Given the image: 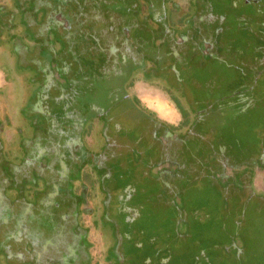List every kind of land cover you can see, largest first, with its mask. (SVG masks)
Listing matches in <instances>:
<instances>
[{"label":"rangeland","instance_id":"374dc122","mask_svg":"<svg viewBox=\"0 0 264 264\" xmlns=\"http://www.w3.org/2000/svg\"><path fill=\"white\" fill-rule=\"evenodd\" d=\"M43 1L0 0V87L21 99L0 113V209L22 204L80 264H264V0H190L170 37L206 67L159 59V83L101 49L125 12L143 24L177 0ZM127 92L170 128H144Z\"/></svg>","mask_w":264,"mask_h":264},{"label":"flooded vegetation","instance_id":"af4514ba","mask_svg":"<svg viewBox=\"0 0 264 264\" xmlns=\"http://www.w3.org/2000/svg\"><path fill=\"white\" fill-rule=\"evenodd\" d=\"M153 3L151 5L154 6L159 0H152ZM154 1L156 2L154 4ZM44 1L43 0H37V4L43 5ZM112 3V1H111ZM125 7H132V3L129 0L123 1ZM174 3H170L167 6H164L163 3H159L160 7V14L157 13L154 10V7L150 10V16L149 19L143 23H137L133 16L129 14V12H125L124 14L131 20L130 24H125L124 26L122 25L120 27V32H121V38L116 39L112 41L109 45H107V49H101L102 54L105 58V62L107 61V55H112L116 57V59H119V53H123L127 56L128 59H130V65L131 66H138V68H134L133 70L135 73L140 75L139 80H135L136 82L140 83H154V82H162V74L159 73L161 71V66L158 64L159 59H167L173 63L175 66H179L178 70L179 71H184L183 66L187 62L190 63V58L191 63L188 64V66L191 67H196V68H203L206 67L205 62H198L196 57H199V55H191L189 56V50L192 48L194 51V44L191 46H186L185 44H182L181 42L183 41L182 38H171L170 34V28H174L175 30H179L183 28V24L179 22L183 17L186 15H189L192 10H198L197 6L192 7L190 0H177ZM113 4V3H112ZM173 4V5H172ZM115 8L117 7L115 4H113ZM181 8V9H180ZM128 19V20H129ZM70 22L72 23L70 17H69ZM196 22V21H195ZM91 22L88 21L87 25ZM181 25V27H180ZM80 26V25H78ZM72 27H75L74 24H72ZM81 27V26H80ZM80 27H78V32L83 31ZM76 28V27H75ZM188 31L190 30L192 32L191 26L185 27ZM77 29V28H76ZM80 29V31H79ZM84 32V31H83ZM182 36V37H186ZM193 35L188 36V41L189 37L192 38ZM196 38V37H195ZM192 40V39H190ZM176 48H181L182 52L186 51L188 52V55L185 57L181 58V60H177L175 58V54L173 51L169 50L172 46ZM180 45V46H177ZM85 49L87 46L84 44ZM19 51L20 48H19ZM121 51V52H120ZM115 52H117V56H115ZM121 53V54H122ZM3 54V53H2ZM0 54V55H2ZM219 55V54H218ZM26 57H22V60H25ZM120 63H122L121 59L119 60ZM187 61V62H186ZM197 63V64H195ZM186 68V67H185ZM159 69V71H157ZM193 69V68H192ZM119 72V71H114ZM154 72H158V75L155 76ZM136 74V75H137ZM150 75V80H142V77ZM197 75V74H196ZM11 79V78H10ZM137 79V78H136ZM191 95L196 97V95L192 94L191 89L188 88ZM20 98H22V93L23 90H20ZM128 91V90H127ZM128 96L130 99V103L137 107L138 111L144 113V117L146 121H143L144 128H150L152 127H158L160 126L165 133L166 129L170 128L168 124L160 119L154 112H152L150 109L148 111H143L140 108H146V107H140L138 106V101H134V96H130L129 92ZM198 95H202L204 98H209L205 97L207 94L201 93ZM175 99V105H177V108L179 109L181 115H184L183 107L181 108V101L182 96L176 95ZM12 93L10 91V95H6L5 89L3 87H0V113L3 112V118L8 121L10 124L11 121H14V117L17 116L16 114V106L14 105H19L21 103V99L19 103L11 104L12 101ZM19 99V97H18ZM136 99V98H135ZM196 100V98L194 99ZM183 103V99H182ZM184 104V103H183ZM187 105V106H186ZM185 110H188L190 114L192 115V119L190 120L189 125L192 127L197 122V118L200 122H202L203 125V118L201 116L197 117L191 113V108H188V104H184ZM147 109V108H146ZM6 113V114H4ZM0 115V119L2 118ZM183 123H187L186 119H183ZM199 122V124H200ZM161 123V125H160ZM22 204H15V206H12L11 204L9 207H5L6 210L4 211L3 209H0V252H2V249L4 248V257L8 259H26L28 263L30 264H80L78 263L79 260L81 259L80 257H73V261H71V257L75 256L72 252H70L67 248H64L60 250V248L64 247V240L63 239H55L53 236V233L51 235L46 234V228L42 227L40 223V226L38 228L36 227H31L34 225L32 222V216L31 214H28L26 219H22L17 211V207H21ZM27 207V205H24ZM74 205H71L70 207L68 206V211H71V208ZM86 214L88 212V207H86ZM67 211V212H68ZM70 213V212H68ZM82 217V215H81ZM80 217V218H81ZM82 219V218H81ZM23 228L24 230H21ZM49 236L53 238V240H49ZM81 254L84 256L83 249L81 248ZM66 253V255L64 254ZM65 255V256H64ZM61 256V257H60ZM64 256V257H63Z\"/></svg>","mask_w":264,"mask_h":264},{"label":"trees","instance_id":"16d2710c","mask_svg":"<svg viewBox=\"0 0 264 264\" xmlns=\"http://www.w3.org/2000/svg\"><path fill=\"white\" fill-rule=\"evenodd\" d=\"M134 101L137 102V99L134 98ZM143 111H148V109L144 108ZM160 125H161V123H160ZM228 145H229L228 142H225V143L221 144V146L225 147L227 149V151H228ZM262 163H264V162H262Z\"/></svg>","mask_w":264,"mask_h":264}]
</instances>
